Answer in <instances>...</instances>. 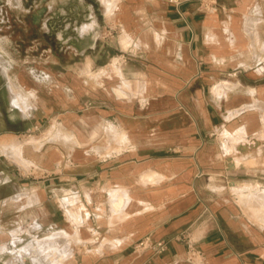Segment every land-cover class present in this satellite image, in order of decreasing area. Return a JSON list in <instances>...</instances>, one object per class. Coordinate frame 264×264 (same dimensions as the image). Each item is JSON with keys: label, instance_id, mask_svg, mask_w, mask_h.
I'll use <instances>...</instances> for the list:
<instances>
[{"label": "crops", "instance_id": "0c3cea01", "mask_svg": "<svg viewBox=\"0 0 264 264\" xmlns=\"http://www.w3.org/2000/svg\"><path fill=\"white\" fill-rule=\"evenodd\" d=\"M180 1L19 0L9 18L37 56L0 59V179L28 194L7 202L35 213L21 236L71 234L66 264H264V206L240 197L264 202V0Z\"/></svg>", "mask_w": 264, "mask_h": 264}, {"label": "rangeland", "instance_id": "374dc122", "mask_svg": "<svg viewBox=\"0 0 264 264\" xmlns=\"http://www.w3.org/2000/svg\"><path fill=\"white\" fill-rule=\"evenodd\" d=\"M18 1L19 0H0V56H2L6 62L10 59L17 61L34 60L35 56H37V50L30 49L24 51L21 49L20 44L22 43L21 39H24L23 37L11 35V33H9V18H18L19 13L24 11L23 8L20 7ZM112 6V4L108 3V7ZM43 38L44 41L42 42L51 44L52 40L48 39L49 37L45 36ZM15 86L16 85L13 83L12 88L14 91H16L14 89ZM19 91L20 90L16 92L19 93ZM4 112L7 113V75L2 73L0 66V113L4 115ZM33 134L34 133H30L28 135ZM223 139L225 141L237 139L239 141V151L250 150L253 145L259 143L256 137L247 140L244 136L235 137L231 135V133L225 134ZM250 140L252 141L249 142ZM226 150L229 151V148H226ZM23 164L28 166L30 163L26 162ZM9 194L10 193L7 192V181H1L0 179V264H66L71 256L70 249H68L72 237L71 234L67 232H51L52 229L50 228L40 230V225L35 222L31 227L27 225L24 228L29 230H27L29 234L26 235L24 233L21 236L24 230L21 224H19L20 219H22L23 224H30L32 223L30 217L33 216V219H35V213L24 212L21 215L20 212L10 211V209L13 210L16 208L17 204L7 203L8 201L19 202L28 196V194L18 192L14 193L10 198ZM240 197L241 201L244 203L251 202L260 204L257 199V197L261 198L260 196L242 193ZM255 197L256 201L254 199ZM61 241L64 243H59Z\"/></svg>", "mask_w": 264, "mask_h": 264}, {"label": "built area", "instance_id": "2783aa9c", "mask_svg": "<svg viewBox=\"0 0 264 264\" xmlns=\"http://www.w3.org/2000/svg\"><path fill=\"white\" fill-rule=\"evenodd\" d=\"M197 1L200 3V7L205 11L212 10L216 5V0H192ZM171 3H174L175 5H180V0H170ZM139 246H144V242L140 243ZM158 252H162L165 249V243H158L154 247Z\"/></svg>", "mask_w": 264, "mask_h": 264}, {"label": "bare ground", "instance_id": "6f19581e", "mask_svg": "<svg viewBox=\"0 0 264 264\" xmlns=\"http://www.w3.org/2000/svg\"><path fill=\"white\" fill-rule=\"evenodd\" d=\"M3 58V57H2ZM0 59H1V56H0ZM6 62V61H5ZM2 63V62H1ZM5 65V64H4ZM4 68V67H3ZM14 96V95H13ZM17 96V95H16ZM13 98V97H12ZM16 98V97H15ZM11 100V99H10ZM13 100V99H12ZM14 103H15V101H14ZM19 103V102H18ZM13 104V103H12ZM15 105H16V103H15ZM14 105V106H15ZM24 108V107H23ZM30 108V107H29ZM28 107H27V109H29ZM26 109V110H27ZM25 110V109H24ZM25 112V111H24ZM28 112V111H27ZM27 114V113H26ZM95 136H97V133H96V135ZM16 147V146H15ZM19 148V147H18ZM15 151V150H14ZM18 151V150H17ZM11 153V152H10ZM18 153V152H17ZM19 154H20V152H19ZM14 155V154H13ZM26 163V162H25ZM26 165V164H25ZM255 194V193H254ZM24 195V194H23ZM258 195V194H257ZM256 195V196H257ZM21 196V195H20ZM255 196V195H254ZM255 199V201H256V197L254 198ZM258 200H259V198H257ZM259 203H260V205L261 206H264V202H263V200L261 201V200H259ZM33 237V236H32ZM16 259V258H15ZM8 260V259H7ZM10 261V260H9ZM13 262V261H12ZM7 263H9V262H7ZM6 264V263H5Z\"/></svg>", "mask_w": 264, "mask_h": 264}]
</instances>
